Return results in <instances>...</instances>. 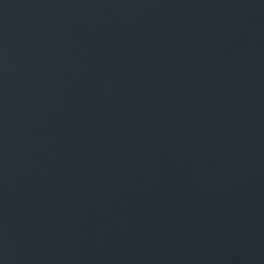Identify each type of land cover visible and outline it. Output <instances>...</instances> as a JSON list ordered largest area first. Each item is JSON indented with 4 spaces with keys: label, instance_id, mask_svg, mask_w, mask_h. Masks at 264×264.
Returning <instances> with one entry per match:
<instances>
[{
    "label": "water",
    "instance_id": "1",
    "mask_svg": "<svg viewBox=\"0 0 264 264\" xmlns=\"http://www.w3.org/2000/svg\"><path fill=\"white\" fill-rule=\"evenodd\" d=\"M0 47L264 157V0H0Z\"/></svg>",
    "mask_w": 264,
    "mask_h": 264
}]
</instances>
